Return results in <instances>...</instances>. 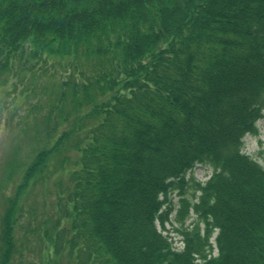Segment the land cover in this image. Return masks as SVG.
Returning <instances> with one entry per match:
<instances>
[{
  "label": "trees",
  "instance_id": "trees-1",
  "mask_svg": "<svg viewBox=\"0 0 264 264\" xmlns=\"http://www.w3.org/2000/svg\"><path fill=\"white\" fill-rule=\"evenodd\" d=\"M4 94L54 199L7 198L0 264H264V0H0Z\"/></svg>",
  "mask_w": 264,
  "mask_h": 264
},
{
  "label": "rangeland",
  "instance_id": "rangeland-1",
  "mask_svg": "<svg viewBox=\"0 0 264 264\" xmlns=\"http://www.w3.org/2000/svg\"><path fill=\"white\" fill-rule=\"evenodd\" d=\"M17 82V79L12 80V84ZM43 84H47L48 78L46 77L43 80ZM20 87V86H19ZM11 89V88H10ZM12 94H4L0 102H5V108H2L0 105V210L4 209V203L7 201V198H12L13 196L20 197L22 193L25 190V194L27 193L29 195V192L33 197H31V202L33 204L32 209L35 211V218L37 216L38 220H44L46 216L52 215V203H53V190L50 189L48 192L45 193V185L43 182L38 181L36 184L34 183L31 187L29 184V181L23 180V173L24 169L17 164L16 160L20 163L25 160L23 158L26 156L27 151V141L28 136L23 134H20L21 127L28 123L29 120L26 118L25 114V107H20L21 110H12L10 111L9 106L11 102L10 96ZM28 103L31 104L35 101L34 98H31L32 96H27ZM43 102L46 99V97H43ZM23 101V100H21ZM43 113V112H42ZM257 127H258V135L256 137L245 135L243 141H244V147L243 151L250 156L257 157V152L259 148L264 149V109H263V117L257 121ZM18 146V149L20 148L19 156L20 157H13V150ZM16 155V154H15ZM261 162V160H259ZM14 165V166H13ZM24 166V165H23ZM10 168H13L15 170L10 171ZM192 175L195 178V180L200 182H205L210 174L211 169L208 166H200L197 165L195 169L192 171ZM191 173L186 174V179H189ZM61 178L60 175L55 178ZM58 178V179H59ZM21 185H24L21 189H23L20 192L19 195V188ZM185 191L187 194H189V186L185 187ZM171 201L174 204V210L169 215V220L166 224V229L169 231V235L171 236L173 246L177 249L181 248V242L179 241V237L176 236L175 232L173 231L174 227L179 226L178 222L176 221V213H177V201H178V191L173 192L171 195ZM47 202V203H46ZM42 220V221H43ZM193 221V216L189 218L186 221V224H190ZM25 222V221H24ZM41 222V221H40ZM160 228V227H159ZM21 234H24L23 231H21ZM26 234V233H25ZM24 234V235H25ZM23 235L22 239L25 238ZM26 237H29L30 241L35 244L33 246L32 250L35 249L34 255H29L31 257L36 256L40 257L42 255L41 250L39 249L40 243L36 240V237L34 234H30L29 236L26 235ZM32 237V238H31ZM216 254V252H215Z\"/></svg>",
  "mask_w": 264,
  "mask_h": 264
}]
</instances>
